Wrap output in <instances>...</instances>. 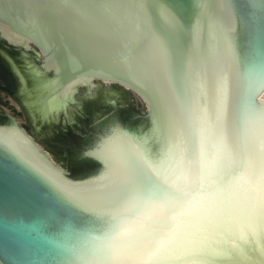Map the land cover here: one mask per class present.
Listing matches in <instances>:
<instances>
[{"label":"water","instance_id":"obj_1","mask_svg":"<svg viewBox=\"0 0 264 264\" xmlns=\"http://www.w3.org/2000/svg\"><path fill=\"white\" fill-rule=\"evenodd\" d=\"M177 3L182 26L170 32L140 0H0V88L68 165L0 108V264H110L103 225L74 202H87L85 185L103 180L107 162L82 153L119 128L167 177L178 168L168 152L173 122L203 143L204 191L168 217L177 224L166 251L125 264H264V178L253 187L219 164L221 140L236 142L246 114L257 159L260 120L250 109L264 105V0H209L202 12V0ZM151 33L166 35L171 51L167 78L154 82Z\"/></svg>","mask_w":264,"mask_h":264},{"label":"snow or ice","instance_id":"obj_2","mask_svg":"<svg viewBox=\"0 0 264 264\" xmlns=\"http://www.w3.org/2000/svg\"><path fill=\"white\" fill-rule=\"evenodd\" d=\"M209 0L196 5L203 11ZM143 15L151 18L155 13L167 19L169 31L175 32L181 25L182 8L177 0H140ZM151 57L148 67V80L167 78L171 51L170 40L166 35L151 33ZM260 120L258 154L252 163L249 144V114L244 117V129L234 144L221 140L222 156L219 160L221 171L227 175L238 171L245 182L256 187L264 178V105H254L250 109ZM172 147L168 149L178 165L174 174L165 177L156 175L144 160L141 151L133 147L135 138L125 136L117 128L113 136L103 141V148L85 151L82 158L104 156L107 170L102 181H91L85 200L74 202L89 216L103 225L106 239L103 251L110 264H125L126 261H146L175 239L174 228L177 221L170 215L184 214L196 203L195 196L204 191L201 184V152L203 143L197 142L194 133L186 128L181 135L175 123L171 125ZM167 139V138H165ZM119 142L123 148L120 153H112L109 146ZM182 177V178H181ZM61 191L66 189L61 188ZM142 218V219H138ZM155 225V228L149 227ZM89 264H99L89 258Z\"/></svg>","mask_w":264,"mask_h":264},{"label":"rangeland","instance_id":"obj_3","mask_svg":"<svg viewBox=\"0 0 264 264\" xmlns=\"http://www.w3.org/2000/svg\"><path fill=\"white\" fill-rule=\"evenodd\" d=\"M0 108H2L5 112L13 114L17 117V121L23 125H28V120L23 113L24 111L20 107L18 101L12 98V96L5 90L0 88ZM29 129V128H27ZM41 143H44L43 146L56 158V160L62 164V166L68 170V165L66 161V157H60V152H54L53 146L47 141L46 135L42 134Z\"/></svg>","mask_w":264,"mask_h":264},{"label":"bare ground","instance_id":"obj_4","mask_svg":"<svg viewBox=\"0 0 264 264\" xmlns=\"http://www.w3.org/2000/svg\"><path fill=\"white\" fill-rule=\"evenodd\" d=\"M13 86V90H14V94H15V96H16V98H18V97H20L19 96V93H18V91H17V88H16V86L13 84L12 85ZM17 101V100H16ZM19 103V102H18ZM20 104V107L22 108V110L24 111L23 113H25V115H26V117H27V120H28V124L30 125V127H29V129H25L24 127V132L25 133H30V139H36L37 140V144L39 145V146H41L42 148H44L45 150H46V152H47V156H53L44 146H43V144L44 143H41L40 141L42 140V134L41 133H37V132H34V130H33V128H32V125H31V123H30V120H29V118H28V115H27V113H26V110H25V108H24V106H23V103L21 104V103H19ZM54 157V156H53ZM54 161L62 168V169H65L63 166H62V164H60L57 160H56V158L54 157Z\"/></svg>","mask_w":264,"mask_h":264},{"label":"flooded vegetation","instance_id":"obj_5","mask_svg":"<svg viewBox=\"0 0 264 264\" xmlns=\"http://www.w3.org/2000/svg\"><path fill=\"white\" fill-rule=\"evenodd\" d=\"M11 84L13 85L12 79H11Z\"/></svg>","mask_w":264,"mask_h":264}]
</instances>
